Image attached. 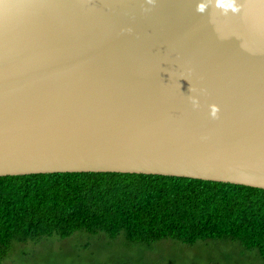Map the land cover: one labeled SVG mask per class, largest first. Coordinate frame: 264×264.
I'll return each instance as SVG.
<instances>
[{"label": "water", "instance_id": "obj_1", "mask_svg": "<svg viewBox=\"0 0 264 264\" xmlns=\"http://www.w3.org/2000/svg\"><path fill=\"white\" fill-rule=\"evenodd\" d=\"M57 172L264 189V0H0V176Z\"/></svg>", "mask_w": 264, "mask_h": 264}, {"label": "trees", "instance_id": "obj_2", "mask_svg": "<svg viewBox=\"0 0 264 264\" xmlns=\"http://www.w3.org/2000/svg\"><path fill=\"white\" fill-rule=\"evenodd\" d=\"M77 231L122 235L125 246L140 244L143 252L167 238L231 240L264 264V189L121 172L0 176V264L15 243ZM125 259L108 264H135Z\"/></svg>", "mask_w": 264, "mask_h": 264}, {"label": "rangeland", "instance_id": "obj_3", "mask_svg": "<svg viewBox=\"0 0 264 264\" xmlns=\"http://www.w3.org/2000/svg\"><path fill=\"white\" fill-rule=\"evenodd\" d=\"M122 235L109 239L101 234L77 231L65 238L56 235L15 243L2 264H108L117 258L141 264H263L255 250H245L237 242L204 239L184 244L173 239L152 243L143 252L140 244L124 245Z\"/></svg>", "mask_w": 264, "mask_h": 264}, {"label": "clouds", "instance_id": "obj_4", "mask_svg": "<svg viewBox=\"0 0 264 264\" xmlns=\"http://www.w3.org/2000/svg\"><path fill=\"white\" fill-rule=\"evenodd\" d=\"M217 110L218 109L216 107H213V109H212V115H213V117H215V114H216Z\"/></svg>", "mask_w": 264, "mask_h": 264}]
</instances>
